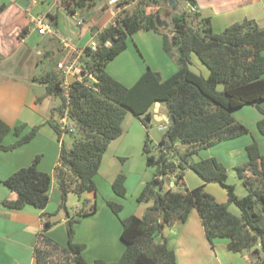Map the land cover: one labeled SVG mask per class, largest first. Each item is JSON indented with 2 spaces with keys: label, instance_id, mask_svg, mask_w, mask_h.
Masks as SVG:
<instances>
[{
  "label": "trees",
  "instance_id": "obj_1",
  "mask_svg": "<svg viewBox=\"0 0 264 264\" xmlns=\"http://www.w3.org/2000/svg\"><path fill=\"white\" fill-rule=\"evenodd\" d=\"M66 1L76 6L95 5V0ZM131 1H118L116 5ZM154 1L157 0H138L134 6L118 12L114 21L97 36L95 47L87 45L83 48L81 78L70 82L65 92L62 71H47L36 77L45 85L46 96L61 98L60 115L66 112L77 127L75 132L65 128L71 133L72 144L65 148L61 142L58 164L54 168L61 192L60 207L64 206L69 192L77 196L91 192L95 197L94 176L109 143L121 135L127 112L148 127L155 102L164 106L174 122L167 123L158 142L159 154L152 153L147 141L143 145L146 165L155 166L156 172L144 184L137 200H152V205L141 217L131 214L121 219L120 239L125 249L114 262L102 259L87 262L84 259V244L74 241L75 219L67 222L66 245L45 234L52 225L45 220L33 250L37 264H176L174 249L169 247L163 230L176 221L184 223L192 210L200 217L205 237L211 245L214 239L224 238L228 251L252 250L258 264H264V154L258 142L252 139L245 147L247 161L235 166L238 177L247 188V194L241 197L236 195L233 185L226 183V170L215 158L192 160L201 149L249 133L231 111L245 105L257 106L264 100V29L255 20L243 18L216 32L210 17H200L194 24L186 11H176L171 16V42L178 50L177 69L162 78L159 72L147 67L130 86H125L105 71L106 65L127 48L134 33L140 30L160 33L159 9L154 13L145 11L146 3ZM186 1L197 6V0ZM2 8L0 5V10ZM193 54L208 69L207 76L190 69ZM219 84L223 86L221 90L217 88ZM261 112L263 116L256 127L264 135V110ZM47 123L59 140L62 132L59 123L51 119ZM38 128V125L28 128L24 123L10 126L0 118V151L13 150L28 143ZM9 133L15 136V140L6 144L4 139ZM177 141L189 148L175 160ZM39 160L40 156L36 155L30 164L1 180L16 193L13 201H4L7 206L13 209L27 204L40 209L46 207L51 177L38 168ZM187 167L199 176L200 185L184 190L167 188L159 192L163 176L170 172L177 170L176 183L182 184L180 181ZM125 180L126 176L118 173L111 182L112 190L120 197H125L127 192ZM207 183L219 184L226 192V201L218 202L206 192L204 185ZM229 204L240 209V216L228 210ZM107 205L114 214L122 208L113 201H107ZM95 211L93 201L89 209H81L79 215L86 216ZM158 237L161 241H157Z\"/></svg>",
  "mask_w": 264,
  "mask_h": 264
},
{
  "label": "crops",
  "instance_id": "obj_2",
  "mask_svg": "<svg viewBox=\"0 0 264 264\" xmlns=\"http://www.w3.org/2000/svg\"><path fill=\"white\" fill-rule=\"evenodd\" d=\"M118 1L122 0H110L109 2L106 0H95V5L88 7L86 4L84 6H76L72 2L67 4L66 0H52V2L50 0H0V5L3 7L0 10V118L10 126L20 123L26 124L28 128L35 125L39 126L37 133L28 143L13 150L0 151V264H37L33 250L38 242L44 221L49 220L52 222L45 234L57 243L66 245V225L69 219L76 220L73 224L74 241L84 244L82 256L87 262H92L95 259H102L106 262L116 261L125 249V244L120 239L121 219L131 214L141 217L145 209L152 205V200H149L145 202L144 207L133 205V212H129V214L124 213V211L121 214H114L105 202L113 201L125 207V197H120L113 190H108V193L106 191V198H103L97 190L99 194H96L101 197V202L97 204V196L94 197L93 201H95L96 211L92 214L79 215L80 209L85 208H82L81 197L71 192L66 195L64 206H58L61 202V192L58 183L55 185L57 178L54 168L58 164L60 144L64 141L66 134H71L70 131H73V129H69L70 131L66 132L65 129L60 128L62 131L61 136L59 140L57 139V134L47 121L51 119L58 123L59 119L62 118L58 111L62 100L58 96H46L45 85L36 80V77L47 72V68H45L46 71L44 73L36 75L35 68L38 65L40 56L54 54V48L57 47L64 58L56 60V69L53 71L59 70L57 63L65 60L69 52L78 56L81 61L83 48L97 41V36L101 30L114 21L120 10L130 8L138 0H132L122 6L116 5ZM38 2L41 4L40 7H37ZM255 5H260L264 9V0H197V6L194 7V11L190 12L191 5L189 3L188 11H184L189 15L196 16L194 24L197 23L200 17H210L211 25L216 32L223 31L230 24L239 22L243 18L255 20L258 26L264 29V12L261 9L262 7L257 9L254 7ZM62 12L69 16H79L80 20L77 25H80V27L77 30L78 40L76 43L72 42V38L64 36L65 34L60 32L58 28L55 29V35H40L37 31L36 20L41 19L43 22L57 26L58 17ZM203 12H207V15H202ZM218 17L223 19L216 20ZM75 28V25H72L69 30L72 31ZM67 29H65V33ZM140 32H143V34H145L144 32L149 33L154 38L158 37L159 34L161 35L163 31L156 33L140 30ZM132 37L133 35L128 40L127 48L116 56V58H119L124 53L127 54L124 59L130 60L131 64L126 67V78L128 79L127 81H131V84L145 70L146 65L150 69L159 72L151 68L147 63L144 65V62L139 59L137 53L142 57V52ZM63 38L70 41V48L66 49L63 47ZM89 40H91V43H88ZM129 41L132 42V45H129ZM162 46L163 44H158V48L160 47V50H162L161 57L166 59L164 64L168 69L167 77L177 69V65L165 55ZM113 60L110 62H113ZM192 60L193 57L191 56V63ZM110 62L106 65V72L116 79V76L111 72L112 70L108 69ZM79 71L76 68L74 73L64 74L63 92H65L70 82L81 78ZM160 75L162 76V74ZM261 110H264V100L257 106L245 105L234 108L231 111L233 117L249 129L248 134H251L252 137L246 134L216 143L203 149L206 152L205 156L199 159L213 157L224 166L225 170L228 167L234 170L235 166L247 161L245 147L251 143L252 139L258 142L260 151L264 154V135H261L256 127L257 121L263 116ZM152 112L154 116L155 114L168 116L166 109L160 102L158 106L154 104ZM166 126L164 125L163 128L165 129ZM9 134L4 139L6 144H10L15 140V136L12 133ZM69 138L72 139L71 135ZM34 141L35 145L27 147ZM54 141H57L59 150L55 147ZM110 144L106 152L110 148ZM38 146L39 148L42 146L47 154L50 151L49 155L52 156V160L50 156H44L38 150ZM201 151L199 150L197 154ZM38 154L43 156L40 157L38 168L49 173L51 177L48 204L44 209L29 204L20 209H13L7 206L4 201H13L16 198V193L4 186L1 180L16 169L23 167L27 159H29L27 161L30 163ZM53 156H55V161ZM44 157L47 158L45 163H43ZM113 157H115L114 154ZM102 161L94 179L97 180L98 176H102L104 179H109L110 183L106 182L111 184L117 172L109 174V171H107L101 175ZM188 169L190 168L187 167ZM187 170L183 171V178L184 172ZM183 178L180 183H184ZM238 179L239 187L233 183L230 185L234 186L236 195L241 197L247 194V190L242 188L244 187L240 185L242 180L239 177ZM140 182L142 183L141 180ZM126 183L127 179L125 180V186ZM201 183L200 179L194 185L198 186ZM212 184L214 183L205 184L204 189L215 197L214 193H217V189ZM167 188L170 187L162 185L159 192H163ZM89 198L87 196L84 201L89 202ZM103 199L105 200L103 201ZM219 199L218 201L225 202L226 194L224 198L220 196ZM137 207L138 209H136ZM42 213H45V216H42ZM54 214L58 215L55 219ZM52 218L54 219L53 221ZM163 235L167 238L169 247L174 249L176 264H222L220 256L215 249L213 251L216 245L221 246V242L215 243L218 238L214 239V246L213 243L211 245L208 242L200 217L195 210L190 212L184 223L176 221L172 225L165 227ZM157 241H161V237H158ZM248 261V256L245 255L242 258V264H246Z\"/></svg>",
  "mask_w": 264,
  "mask_h": 264
},
{
  "label": "rangeland",
  "instance_id": "obj_3",
  "mask_svg": "<svg viewBox=\"0 0 264 264\" xmlns=\"http://www.w3.org/2000/svg\"><path fill=\"white\" fill-rule=\"evenodd\" d=\"M107 2H109L110 0H106ZM50 2H52V0H50ZM178 3V7L179 9L177 10V12H182L184 10L188 11V2L186 0H177ZM50 4V3H48ZM136 4V2L132 5L134 6ZM41 4L38 2L37 7H40ZM44 6V5H43ZM257 9H260L262 6L260 5H255L254 6ZM157 9H159V14L157 15V17H159L162 25L160 26L161 31H163L161 33V35L159 34L158 37H154L151 36V34H147L146 32H144L145 34H143V32H136L135 34H133L132 39H134L133 41H135L141 52H142V57H140V55L137 53V56L139 57V59L141 61L144 62V65L147 63L149 64V66L155 70H158L160 72V74H162V78L166 77V74H168V69L165 67L166 65L164 64L166 62L165 58H162V50H160V47L158 48V44H163L162 49L163 52L165 53L166 56H168L175 65H177V58H178V50L176 48V46H174L172 44V40H171V34H172V22H171V16L173 13H175L168 5L167 0H157L154 1V3H146L145 5V11L147 13H154ZM262 11L264 12L263 7L261 8ZM55 10V9H54ZM202 15H207V12H203ZM239 16V15H238ZM59 20H58V24L57 26L54 24H51V26L54 29H59L60 32H63L68 38H72V42L74 41L75 43L78 40V33L77 30H79L80 25H77L79 19V16H69L66 15L65 13L62 12V14L59 15ZM196 18L195 15H189V20L191 22H194L193 19ZM222 17H218L216 20H222ZM83 24V23H82ZM72 25H75V30L73 29L72 31H70L69 29L71 28ZM67 29L66 33L67 34H71V35H67L64 31L65 29ZM145 37V38H143ZM91 40L88 41V43ZM129 45H132V42L129 41ZM158 43V44H157ZM175 49H174V47ZM54 54L51 55H43L40 56L39 61H38V65L35 68V72L36 75H40L42 73H44L45 68H47L48 72H51L53 70L56 69V60L58 58H64L62 56V54L59 52V50L57 49V47L54 48ZM127 54L124 53L122 56H120L119 58H116L113 60V62H110V66L108 69H110V71L112 72V74H114V76H116V80H118L119 82H121L122 84H124L125 86H130V82L131 81H127L128 79L126 78V67L131 64L130 60H126L124 59V57ZM167 57V58H168ZM193 60L190 66V69L194 72H196L197 74H202L203 76H207L208 75V69L200 62V60L197 58V56L195 54L192 55ZM84 58V57H83ZM82 58V59H83ZM79 62H82L78 59ZM46 66V67H45ZM148 67V65L145 66ZM79 70V69H77ZM59 71V70H58ZM57 71V72H58ZM106 71V69H105ZM165 76V77H164ZM118 78V79H117ZM222 85L219 84L218 85V90L222 89ZM56 97V96H55ZM57 99V98H56ZM64 115V114H63ZM70 121V120H68ZM59 123V122H58ZM167 125V123L163 120H157L155 118V116H152V119L150 121V124L148 127H145L144 125H142V123L136 118L134 117L130 112H127L123 122H122V133L120 137H117L111 144H110V148L108 149V151L103 154V161H102V165H101V172L100 174L103 175V173L109 171V174H112L114 172L118 173H123L126 176L127 179V192L125 195V202H124V206L122 207L121 210L118 212L119 214H121L123 211L126 214H129V212H133L132 208L133 205L135 206H143L145 205V202L147 200H137V196L139 195L141 189L143 188L144 184L150 180L153 176V174H155L156 172V167L153 165H146V161H145V156H144V152H143V145L144 142L147 141L148 145L152 151V153L157 156L159 154V149H158V142L161 139L163 132H164V128L163 126ZM71 129V128H69ZM74 132L77 130V127L74 124L73 127ZM11 135V134H9ZM68 136V137H67ZM70 134H66V136L64 137V141L63 144L65 146V148H69L71 146V140L69 138ZM249 137H252L251 134H248ZM119 143V146H118ZM33 145H35V141L32 142L31 144H29V146L27 147H32ZM54 145L57 148V150H59V145L57 144V141H54ZM39 148V146L37 147ZM189 148V146L187 144H184L182 142L177 141L174 145V156L173 158L175 160H177L178 155L183 154L187 149ZM205 149V148H204ZM35 150V149H34ZM40 150L44 156H50L51 160H52V156L49 155L50 151H48V154L45 152V149L42 148V146H40V148L38 149ZM50 150V148H49ZM107 150V149H106ZM202 150V151H201ZM199 152V154H195L192 157V160H199L200 157H204L205 156V150L201 149ZM113 154L115 155V157H113ZM39 155V154H38ZM40 157H43L41 155H39ZM29 160V159H27ZM25 161L23 166H27V164L29 163V161ZM47 160L46 157H44L43 159V163H45V161ZM53 160L55 161V156H53ZM31 163V162H30ZM29 163V164H30ZM50 164V163H49ZM242 165V163L240 164ZM187 170V168H186ZM176 172H170L167 175L163 176V185L166 187H170L174 190H184L185 188H192L195 187L197 184V182L200 181L199 176L192 171L191 169H188L187 171L184 172V183L182 184H176L177 181V175ZM226 172H227V183L229 184H237V187H239L238 183H239V179H238V175L236 170H232L231 167L226 168ZM96 175V174H95ZM99 178L94 179V182L96 184L97 190L100 193V195L103 198H106V191L108 193V190H112L111 184L109 182V179H104L102 176H98ZM140 180L142 181V183L140 182ZM108 183H107V182ZM57 181L55 182L56 185ZM213 187L215 189H217V193L215 194V200L218 201L220 200V196L221 198H224L225 196V190L217 183L212 184ZM240 185L244 184L240 183ZM246 186L242 187L243 189ZM247 190V188H246ZM97 193V194H99ZM97 194L95 196H97ZM90 197L89 202H85L84 199L86 197ZM73 197L75 198V196L73 195ZM81 205L82 208L85 209H89L90 205L93 203L94 200V196L91 192H85L83 194H81ZM86 200V199H85ZM97 200V204H100L101 202V197L97 196L96 198ZM105 199H103L104 201ZM221 202V201H218ZM107 203V202H105ZM107 205V204H106ZM60 207V204L58 205ZM57 206V208H58ZM138 209V207L136 208ZM81 210V209H80ZM228 210L236 215V216H240V209L235 205V204H229L228 206ZM112 211V210H111ZM145 212V211H144ZM144 214V213H143ZM58 215L54 214V219L57 218ZM197 217V215H196ZM52 218V221L54 220ZM119 240V239H118ZM120 241V240H119ZM220 243L221 242V246L220 245H216L215 248H213V251L215 249L216 253L220 256L221 263L222 264H242V258L245 257V255L248 256V263L246 264H258V260L255 254H252V250H244L242 252L239 253H234V252H230L227 250L226 248V244H227V240L224 238H218L215 240V243ZM213 246H214V242H213ZM119 259V258H118ZM117 259V260H118ZM116 260V261H117ZM109 262V261H108ZM110 262H114V261H110Z\"/></svg>",
  "mask_w": 264,
  "mask_h": 264
},
{
  "label": "built area",
  "instance_id": "obj_4",
  "mask_svg": "<svg viewBox=\"0 0 264 264\" xmlns=\"http://www.w3.org/2000/svg\"><path fill=\"white\" fill-rule=\"evenodd\" d=\"M194 11V6L191 5L190 12ZM37 25V31L40 35H55L56 31L55 29L51 26L50 23L43 22L41 19H38L35 21ZM62 45L64 48L68 49L70 48V41L68 39H62ZM92 48L95 47V43H93ZM72 51V50H71ZM80 62L78 61V56L73 55L72 52H69L68 57L57 63V68L63 72V74H69V73H74L75 69H80ZM67 117V113L62 116L61 119H59V125L61 129L65 128H71L73 129L74 123Z\"/></svg>",
  "mask_w": 264,
  "mask_h": 264
},
{
  "label": "water",
  "instance_id": "obj_5",
  "mask_svg": "<svg viewBox=\"0 0 264 264\" xmlns=\"http://www.w3.org/2000/svg\"><path fill=\"white\" fill-rule=\"evenodd\" d=\"M167 3H168V5H169V7L174 11V12H176L177 11V9H178V3H177V0H167ZM157 22H158V24L161 26L162 25V23H161V21H160V19H159V17H157ZM94 80H96L93 76H91ZM159 105V102H155V106H158ZM155 118L157 119V120H163V121H165L166 123H173L174 122V118H173V116H171V115H168V116H166V115H156L155 114ZM157 195H158V192H157ZM157 211H158V209H157ZM157 222V221H156ZM262 248V247H261Z\"/></svg>",
  "mask_w": 264,
  "mask_h": 264
},
{
  "label": "clouds",
  "instance_id": "obj_6",
  "mask_svg": "<svg viewBox=\"0 0 264 264\" xmlns=\"http://www.w3.org/2000/svg\"><path fill=\"white\" fill-rule=\"evenodd\" d=\"M80 66H81V62H80ZM80 70V69H79ZM65 114V113H64Z\"/></svg>",
  "mask_w": 264,
  "mask_h": 264
}]
</instances>
